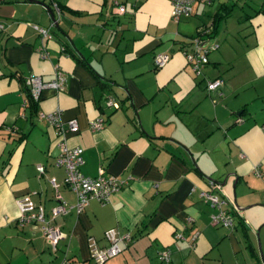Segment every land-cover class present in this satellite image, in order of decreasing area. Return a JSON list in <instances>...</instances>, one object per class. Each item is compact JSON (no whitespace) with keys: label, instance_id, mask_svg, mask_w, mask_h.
I'll list each match as a JSON object with an SVG mask.
<instances>
[{"label":"crops","instance_id":"1","mask_svg":"<svg viewBox=\"0 0 264 264\" xmlns=\"http://www.w3.org/2000/svg\"><path fill=\"white\" fill-rule=\"evenodd\" d=\"M234 3L193 1L173 20L169 0H0V264H264V9ZM221 8L228 12L214 19ZM203 25L207 62L194 74L182 49ZM157 51L168 54L160 67ZM56 69L62 88H41L30 105L24 77L50 79ZM216 76L221 84L207 90ZM106 95L117 105L106 107ZM56 108L76 121L63 138L81 147L79 171L100 168L121 184L50 217L49 176L75 200L54 163L58 134L39 114ZM97 115L100 127L88 128ZM209 181L233 202L227 229L209 223L213 208L198 195ZM19 195L58 226L53 249L38 221L16 222ZM108 227L131 239L96 262L88 237L106 245ZM165 246L167 261L157 257Z\"/></svg>","mask_w":264,"mask_h":264},{"label":"built area","instance_id":"2","mask_svg":"<svg viewBox=\"0 0 264 264\" xmlns=\"http://www.w3.org/2000/svg\"><path fill=\"white\" fill-rule=\"evenodd\" d=\"M193 1L210 2L211 0H169L170 2V16L173 20H177L180 15H185L190 12V4ZM54 9L56 6L53 5ZM57 10V9H56ZM115 10L121 12L123 6L118 4ZM41 35L48 36L46 28L33 24ZM3 29V22L0 20V31ZM209 27L207 25L199 26L195 33L187 40L188 48L182 49V54L186 63L189 64L192 72L197 74L207 62L206 52L209 46L205 44ZM168 58V54L163 51H157L153 54L152 62L154 67H160ZM65 77L58 69L54 71V76L50 79H41L36 74H29L23 79L28 96L36 100L41 88L50 87L54 89H61ZM221 77H212L205 79V88L211 90L217 88L221 84ZM104 103L107 106H116L117 102L110 95H106ZM60 110L54 109L49 112H39L47 122L54 126L58 139L56 146L58 152L56 154L54 163L62 167L61 183L71 190L75 195L73 203L69 204L62 197L58 182L54 176H49L48 181L53 188L54 204L49 207V216L54 217L58 214L65 213L70 207L78 212L87 202L88 198L93 197L99 201L105 200L110 192L115 190L120 184L121 179L113 175L103 173L100 168L97 169L94 175H84L79 171V164L82 162L80 151L81 147L78 145H67L64 141L63 135L66 131H76L77 124L73 117L61 120L59 115ZM235 121L240 120L237 116ZM102 124V117L97 115L88 119L87 127L90 129H97ZM264 131V126L262 127ZM36 168L41 171V165L36 163ZM255 172L257 170L255 169ZM198 195L214 208L208 214V220L211 225H223L229 227L232 225L231 209L234 208L232 200L224 193L219 182L209 181L207 187L200 188ZM15 204L18 209L16 222L21 224L26 221H38L41 234L45 237L47 243L53 249L56 241L62 236L56 224L50 223L44 218L42 205L38 202H33L27 195H19L15 197ZM185 222H191L190 215L184 216ZM179 233H173V237L178 236ZM103 238L106 240V245H96L93 238L88 237V252L89 256L96 262H100L107 257L114 255L120 250V244H126L131 239L130 233L127 231L118 232L113 227L105 228L102 232ZM193 236V235H192ZM169 256L168 247H163L157 252V257L161 260L167 261Z\"/></svg>","mask_w":264,"mask_h":264},{"label":"rangeland","instance_id":"3","mask_svg":"<svg viewBox=\"0 0 264 264\" xmlns=\"http://www.w3.org/2000/svg\"><path fill=\"white\" fill-rule=\"evenodd\" d=\"M245 1H246L247 4H244V6L242 7L245 10H251L250 8H255V7H258L260 5H262V8L264 9V1L263 0H245ZM241 2H242V0H235L234 5L236 6V8L234 7V11H237V10L239 11V8L237 7V4L238 3H241ZM203 4H205L206 6H208V3H203ZM234 13H239V12H234ZM205 42L207 43V38L205 39ZM106 107H111V106H106ZM213 210H214V208H213ZM217 227H224V228H226V226H223V225H219Z\"/></svg>","mask_w":264,"mask_h":264},{"label":"trees","instance_id":"4","mask_svg":"<svg viewBox=\"0 0 264 264\" xmlns=\"http://www.w3.org/2000/svg\"><path fill=\"white\" fill-rule=\"evenodd\" d=\"M50 9V8H49ZM57 9L60 11V7H58L57 6ZM228 12V9H219V10H216V12L214 13V15H215V17H214V19H216L217 17H220V16H223V15H225L226 13ZM211 31H210V29H209V31H208V33H210ZM25 90V89H24ZM25 95L28 97V101L30 102V105H33V103H34V100L33 99H31L29 96H28V94H27V92L25 91Z\"/></svg>","mask_w":264,"mask_h":264},{"label":"water","instance_id":"5","mask_svg":"<svg viewBox=\"0 0 264 264\" xmlns=\"http://www.w3.org/2000/svg\"><path fill=\"white\" fill-rule=\"evenodd\" d=\"M39 2H41V1H39ZM45 5V4H44ZM47 5H45V7H46ZM48 10H49V8L48 7H46ZM49 12V15H50V18L52 19V23L54 24V25H56V21H55V19H54V17L52 16V12L49 10L48 11ZM260 253V252H259ZM261 255V254H260Z\"/></svg>","mask_w":264,"mask_h":264}]
</instances>
